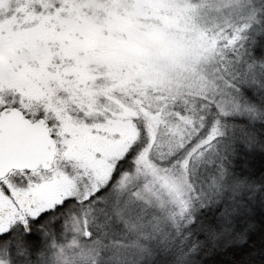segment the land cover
I'll return each mask as SVG.
<instances>
[{
	"label": "snow or ice",
	"instance_id": "6c2138e0",
	"mask_svg": "<svg viewBox=\"0 0 264 264\" xmlns=\"http://www.w3.org/2000/svg\"><path fill=\"white\" fill-rule=\"evenodd\" d=\"M0 264H264V0H0Z\"/></svg>",
	"mask_w": 264,
	"mask_h": 264
}]
</instances>
